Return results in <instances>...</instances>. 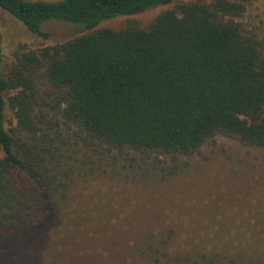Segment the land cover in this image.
<instances>
[{
    "label": "trees",
    "instance_id": "trees-1",
    "mask_svg": "<svg viewBox=\"0 0 264 264\" xmlns=\"http://www.w3.org/2000/svg\"><path fill=\"white\" fill-rule=\"evenodd\" d=\"M176 1L0 0L32 33L46 37L51 20L80 33L15 53L0 71V236L48 223L52 191L72 178L51 144L55 121L75 129L72 145L163 157L170 172L218 134L264 148L263 44L237 20L250 0L179 2L145 28L99 26Z\"/></svg>",
    "mask_w": 264,
    "mask_h": 264
},
{
    "label": "rangeland",
    "instance_id": "rangeland-1",
    "mask_svg": "<svg viewBox=\"0 0 264 264\" xmlns=\"http://www.w3.org/2000/svg\"><path fill=\"white\" fill-rule=\"evenodd\" d=\"M187 1L118 15L99 26L145 28ZM237 20L264 51V0H250ZM42 29L46 37L0 9L1 72L15 53L80 34L59 20ZM5 119L18 145L23 135L8 107ZM55 123L48 130L51 144L60 145L57 155L67 163L60 170L70 166L72 178L52 191L48 223L3 231L0 264H264V148L218 134L170 172L172 163L163 157L158 162L131 150L72 145L75 129Z\"/></svg>",
    "mask_w": 264,
    "mask_h": 264
}]
</instances>
